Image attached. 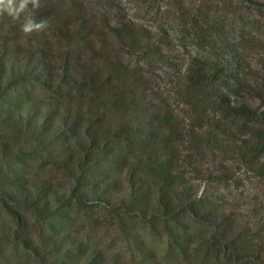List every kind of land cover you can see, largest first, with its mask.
Returning a JSON list of instances; mask_svg holds the SVG:
<instances>
[{
  "label": "trees",
  "instance_id": "1",
  "mask_svg": "<svg viewBox=\"0 0 264 264\" xmlns=\"http://www.w3.org/2000/svg\"><path fill=\"white\" fill-rule=\"evenodd\" d=\"M119 1L41 0L35 18L47 20L65 42L59 67L43 53L19 57L9 50L11 35L6 37L0 51V125L57 153L68 185L59 193L51 180L3 174L8 189L0 191V205L12 224L0 233V242L22 245L43 263L58 252L61 264H264L261 204L250 213L259 222L244 225L229 200L213 201L195 183L201 179L195 173L199 159L217 153L225 163L205 189L220 191L235 165L264 176V83L245 55L248 46L263 48L264 67V42L246 27L214 23L205 9L192 15L185 0H174L179 19L189 22L208 49L182 62L171 52L169 35L130 19ZM222 1L229 8L245 5L258 14L257 21L264 20V0ZM23 18L0 15V32L8 25L6 33L23 36ZM225 18L231 20V14ZM49 27L34 36L40 46L50 43ZM90 52H99L104 65L91 69L82 59ZM140 63L174 84L182 116L159 89L148 86ZM122 82L119 88L116 83ZM32 85L60 94L61 102L43 103ZM91 202L103 203L130 236L129 254L77 233L57 238L44 231L56 214L70 217L72 209H89ZM134 219L167 236L164 251L130 233ZM94 222L99 226V217Z\"/></svg>",
  "mask_w": 264,
  "mask_h": 264
},
{
  "label": "rangeland",
  "instance_id": "2",
  "mask_svg": "<svg viewBox=\"0 0 264 264\" xmlns=\"http://www.w3.org/2000/svg\"><path fill=\"white\" fill-rule=\"evenodd\" d=\"M63 1L65 3L68 2V0ZM174 2V0H120L117 4L123 12L128 14L130 19L146 24L160 34L169 35L172 40L171 52L182 62L188 61L191 54L199 53L206 55L208 49L199 44V41L192 33L193 31L190 28L189 22L186 20L187 22L184 23L183 20L179 19L176 13L177 6H174ZM185 6L192 15H195V13L202 9L210 11L214 15L213 22L217 24H221L223 21L230 24L233 21L235 24L229 28L232 27V29L236 30L237 28L235 27L239 24L238 26L248 29V31H245L247 34H252L251 36L254 39L264 42V20L263 22L257 21V19H260L258 14L245 5L239 4L233 6V8H229L228 2L222 0H185ZM229 12H232L230 13L231 20L227 21L225 17L230 15ZM254 20L257 22L256 27L252 25ZM14 25L15 22L12 21L11 27H15ZM49 26L50 31L46 32L48 36L46 40L50 41V43L45 47L43 45L40 46L38 44L39 39L34 37L37 32H33L30 35H19L21 36L19 41L14 42L19 36L13 32L11 34L6 33L9 31V26L7 25L5 27H8L7 30L0 32V51L3 44L7 41L6 37L11 35L13 45L9 50L18 52L19 57L30 55L35 51L39 54H45L52 64L59 67L66 53V46L62 37L57 36L55 31L51 30L52 26ZM16 46L21 48L16 49ZM261 52H263V48L261 47L248 46L245 48V55L253 63L256 71L255 75L264 83V67L259 65ZM82 59H85V62L91 69L104 65V58H102L99 52H90L86 56H83ZM126 59L129 60L127 57ZM134 60V58L131 59V62L136 65ZM137 69L142 71L148 86L155 90L159 89L162 92L161 97L164 100L168 99L172 103V106L179 110V114L182 116L180 109L184 107L179 104L175 89L173 88L174 84L169 82V78L163 77L161 71L151 72L142 63L137 65ZM116 85L119 88L124 87L123 82L121 86L119 83H116ZM33 89L36 97L42 100L43 103L61 102V95L53 93L50 89L38 86L33 87ZM74 93L77 94V90ZM3 148L6 149L5 153H3ZM0 154H2V159L0 160V191L8 189V183L2 177L3 174L8 176H24L29 178L30 182L51 180L55 185L54 190L59 193L67 188L68 180L60 167L57 153H50L48 150L43 149L32 138L26 137L22 131H15L5 125H0ZM6 157L11 158L6 159ZM223 163L225 161L219 153L216 155H205L199 159L198 168L195 170L197 176L201 178L195 179L199 193L203 192V195L212 196L213 201L217 202L222 198L229 200V204L243 215L244 225L255 226V222H259V218L252 216L250 213L254 204H261L259 213L264 216V210H262V208L264 209V176L260 175L257 171L246 170L241 165H235L230 173L232 179L228 183L222 184V187L220 186L221 189L218 191L220 193H214V190L210 189V187L205 189L208 182L210 183L208 178L220 173V166ZM190 174H193V172L189 171ZM39 185L41 184L39 183ZM0 204H2L1 201ZM89 204L94 205L89 209H72L70 217H64L65 215H61L60 213L56 214L51 220L49 219L43 224L44 231L46 233L54 232L57 238H62L66 233L72 235L77 233L79 236L89 238L92 242L98 241L106 247H111V249L116 248L121 252L129 254V245H132V242H128L130 236H127L119 229L118 222H116L117 219L106 213L102 205L103 203L91 202ZM246 214L247 217H245ZM96 217L100 219L99 226L98 223L94 222V218ZM32 219L34 221L35 218L32 217ZM11 222V219L2 212L0 205V233H7L11 228ZM161 223L159 222V227L162 226ZM129 224L128 229L132 235L139 234L154 245L159 252L160 250L164 251L167 243L166 235L153 234L148 224L144 221L141 222L139 219H134ZM196 228L195 230H198L200 227ZM63 259L62 255L58 254V252H52L46 260L47 263H43L42 260L35 257L22 245L11 241L0 242V264H61Z\"/></svg>",
  "mask_w": 264,
  "mask_h": 264
},
{
  "label": "clouds",
  "instance_id": "3",
  "mask_svg": "<svg viewBox=\"0 0 264 264\" xmlns=\"http://www.w3.org/2000/svg\"><path fill=\"white\" fill-rule=\"evenodd\" d=\"M41 6V0H0V15L7 14L17 21L23 15L21 30L24 34L30 35L33 32H43L49 26L47 20L38 21L35 18V12ZM260 162L264 163V157H261Z\"/></svg>",
  "mask_w": 264,
  "mask_h": 264
}]
</instances>
